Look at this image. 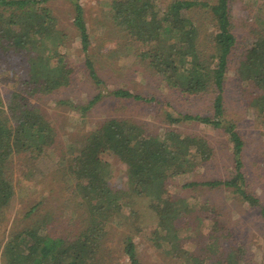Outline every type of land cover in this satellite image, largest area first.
Returning <instances> with one entry per match:
<instances>
[{"label": "rangeland", "instance_id": "rangeland-1", "mask_svg": "<svg viewBox=\"0 0 264 264\" xmlns=\"http://www.w3.org/2000/svg\"><path fill=\"white\" fill-rule=\"evenodd\" d=\"M112 1L78 0L84 11L90 40L86 52L81 49L78 30L73 25L72 2L46 0L42 4L51 11L56 21L55 29L63 38L56 49L57 53H53L65 57L64 64L70 77L68 84L59 89H47L42 93L38 88L36 97L26 95L27 102L47 115L56 138L52 147L45 148L40 155L23 153L11 157L7 162L5 177L12 186L13 196L0 213V264L6 263L4 248L10 237L29 227L36 225L43 233L66 241L75 240L86 229L89 216L68 166L77 155L81 138L101 122L112 118L144 124L149 134L178 130L205 139L211 147L212 158L202 168L195 167L193 171L172 178L164 188L166 195L160 197L161 201L167 196L169 201L176 202L185 216L191 214L186 210L198 199L206 202L214 212L213 219H204L200 228L193 227L192 235L187 236L186 231L182 230L176 232L181 236L180 240H176L177 246L181 250L200 246L199 252L201 246L214 244L221 227H224L232 236L224 244L225 250L231 243L235 246L233 250H228L235 259L233 264H264V218L258 208L243 203L230 189L185 186L224 179L230 175L234 150L228 136L219 127L197 121L170 126L165 120V113L170 111L211 116L214 94L209 92L195 97L182 95L160 75L153 73L145 61L135 55L146 48L128 43L129 37L122 35L115 25ZM171 1L159 0L154 5L163 8ZM195 1L206 2L209 7L197 5L182 15L198 31V50L211 52L210 39L214 34L215 21L210 8L216 5V0ZM229 1L230 20L237 43L224 84L222 120L234 124L242 137L244 174L250 190L258 197L260 206L264 207V123L253 108V102L240 79L245 47L254 39L256 23L260 22V29L264 25V0ZM12 13V10L0 8V27L8 28L6 23ZM39 53H43L42 49ZM89 59L95 77L89 75L85 63ZM12 69L11 64L0 66V97L5 107L9 103L10 93L27 86L26 78H18L19 75ZM116 90H127L150 102L116 98L113 95ZM88 106L89 109H86ZM101 157L109 165L107 183L119 193L116 207L119 217L115 216L104 223L107 234L103 238L102 248L106 251V259L100 256L97 259L99 264H128L123 252L126 237L133 241L136 258L141 264H184L172 246L166 242L157 246L152 225L159 223L150 207L152 195L133 193L132 203L122 210L123 191L131 193L127 165L109 154H102ZM21 237L24 238V235ZM24 245L29 246L30 243L25 242ZM173 251L176 257H171Z\"/></svg>", "mask_w": 264, "mask_h": 264}, {"label": "trees", "instance_id": "trees-1", "mask_svg": "<svg viewBox=\"0 0 264 264\" xmlns=\"http://www.w3.org/2000/svg\"><path fill=\"white\" fill-rule=\"evenodd\" d=\"M68 1L72 2L73 25L78 30L81 49L86 52L90 40L83 8L78 0ZM45 2L0 0V8L13 12L6 23L8 28L0 27V66L11 64L12 72L17 73L18 78L27 80L26 88L10 93L6 107L0 97V213L13 196L12 186L5 177L8 160L23 153L40 155L45 148L52 147L56 138L47 115L27 102L26 95L36 97L39 89L42 93L47 89H59L68 84L70 77L64 64L65 57L55 54L63 38L55 29L56 21L51 11L42 6ZM154 2L159 0H113L112 18L120 33L129 37L127 42L131 45L146 48L135 55L180 94L188 97L209 92L214 94L211 116L170 111L165 113L167 124L175 126L186 121H197L219 127L228 136L234 150L232 172L228 177L185 186L230 189L243 203L258 208L264 218V207L260 206L258 197L250 190L244 174L242 137L234 124L222 120L224 84L237 43L230 20V1L216 0V5L210 8L215 21L214 34L210 39L211 52L198 50V31L182 15L197 5L207 7L206 2L172 0L163 8L156 7ZM259 23L253 30L254 39L245 47L240 79L253 102V108L264 123V25L260 29ZM47 46L50 48L47 49ZM40 49L43 53H39ZM89 60L85 62L89 75L95 77L92 61ZM113 95L116 98L150 102L127 90H116ZM145 126L112 118L101 122L81 138L77 155L70 160L68 169L74 175L89 216V225L73 241L45 234L36 225L29 227L8 240L4 248L5 264H99L97 259L100 256L106 259V251L102 248L103 238L107 234L105 221L119 217L116 213L119 193L107 183L109 165L101 157L102 154L117 157L127 165L131 193L123 191L122 210L132 203L133 193L152 195L150 207L159 223L152 225L157 246L166 242L180 254L178 256L173 251L171 257L177 255L184 260V264H233L235 259L228 250H233L235 246L231 243L225 250L224 244L232 236L224 227H221L214 244L201 246L199 252L200 246H193L192 250H181L177 246L176 240H180L181 236L176 232L182 230L186 231L187 236L192 235L193 227L200 228L204 219H213L214 212L206 202L200 199L193 201V205L186 210L188 214L191 213L190 217L185 216L177 203L169 201L167 196L160 200L162 194L166 195L164 188L168 181L193 171L195 167L202 168L212 158L211 147L201 137L178 130L149 134ZM25 242L30 245L25 246ZM123 244L128 264H141L136 258L133 241L126 237Z\"/></svg>", "mask_w": 264, "mask_h": 264}]
</instances>
